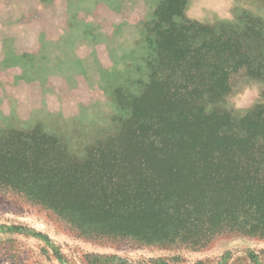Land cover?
Instances as JSON below:
<instances>
[{
  "label": "trees",
  "instance_id": "1",
  "mask_svg": "<svg viewBox=\"0 0 264 264\" xmlns=\"http://www.w3.org/2000/svg\"><path fill=\"white\" fill-rule=\"evenodd\" d=\"M187 1L163 0L145 23L141 74L115 91L118 128L81 158L39 128L0 135V192L90 239L194 252L264 240V104L238 122L207 111L238 77L264 82V17L204 25Z\"/></svg>",
  "mask_w": 264,
  "mask_h": 264
},
{
  "label": "rangeland",
  "instance_id": "2",
  "mask_svg": "<svg viewBox=\"0 0 264 264\" xmlns=\"http://www.w3.org/2000/svg\"><path fill=\"white\" fill-rule=\"evenodd\" d=\"M161 2L0 0V135L39 128L79 158L107 138L123 108L115 91L140 76L145 23ZM184 15L236 27L246 15L264 17V0H188ZM263 89V81L243 75L207 111L238 122L264 104ZM0 264H264V240L226 235L194 252L90 239L52 212L0 192Z\"/></svg>",
  "mask_w": 264,
  "mask_h": 264
}]
</instances>
